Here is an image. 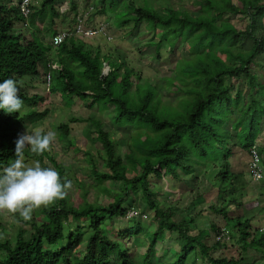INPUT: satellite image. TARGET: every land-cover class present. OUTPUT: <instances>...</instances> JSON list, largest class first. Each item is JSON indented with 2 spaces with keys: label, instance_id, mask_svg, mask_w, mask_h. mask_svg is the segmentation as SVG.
<instances>
[{
  "label": "trees",
  "instance_id": "obj_1",
  "mask_svg": "<svg viewBox=\"0 0 264 264\" xmlns=\"http://www.w3.org/2000/svg\"><path fill=\"white\" fill-rule=\"evenodd\" d=\"M23 1L0 0V83L14 79L23 107H30L26 113L12 114L0 109V170L15 159V142L23 130L52 117L51 105L42 106L50 100L43 95L46 91L58 95L63 107L71 108L80 101L100 112L112 109L115 125L127 130L128 137L116 140L104 122L91 117L86 120L95 137L92 144L101 147L105 168L100 170L93 153L87 152L97 183L94 192L114 195V201L105 205L85 200L76 206L66 195L41 207L43 221L31 217L29 232L20 229L14 242H0V264H188L197 248L208 264H244L245 258L214 256L235 237L230 222L238 237L233 246L243 252L263 247L264 235L252 229L251 220L242 211L241 216L235 214L244 206L249 181L231 164L236 150L250 152L263 130V0H198L196 13L176 9L168 0L164 4L158 0L141 4L93 0L92 9L88 4L84 11L78 10L76 0H37L29 3L27 17ZM66 2L73 15L65 20L69 24L57 30L61 6ZM96 18L102 20L89 25ZM78 19L107 40L108 20L119 29L129 27V36L147 29L152 34L148 45L155 48L157 59L162 48L168 47L173 55L187 46L186 56L176 58L174 77L166 79L170 86L176 84L182 95L173 103H163L156 85L131 68L119 52L103 53L99 46L88 45L89 40L73 33L56 47L41 38L43 34L53 37L63 29L72 32ZM57 130L61 141H66L70 127L58 123ZM123 145L126 151L121 149ZM263 152L259 148L261 156ZM44 158L53 164L62 183L71 181L65 176V167L47 151L37 155L42 167H50ZM152 180L177 182L181 188H189L191 196L197 191L195 200L199 202L208 194L201 191L202 183H209L208 190L214 195L209 210L217 216L211 224L218 238L214 245L205 243L207 230H198L196 235L190 232L195 222L192 213L177 221L178 209L160 205ZM107 182L118 183L121 191H112ZM80 185L87 194L86 186ZM138 197L149 213L154 212L158 223L155 231L144 234L147 250L143 254L133 253L129 245L143 233L141 218L130 219L132 227L126 230L110 232L107 227L114 219L127 218ZM166 233L171 237L176 233L180 245L178 252H171V262L165 258L166 252L160 255L158 249ZM223 233H227L225 238Z\"/></svg>",
  "mask_w": 264,
  "mask_h": 264
},
{
  "label": "rangeland",
  "instance_id": "obj_2",
  "mask_svg": "<svg viewBox=\"0 0 264 264\" xmlns=\"http://www.w3.org/2000/svg\"><path fill=\"white\" fill-rule=\"evenodd\" d=\"M88 1V2H87ZM138 4H141L143 0H133ZM198 0H168L169 5L173 6L176 9H189L190 11H194L195 13L199 10V7L196 6ZM78 4V10H85L88 7V4H92L93 0H76ZM159 4H164V0H158ZM155 3L156 7L159 8L160 5ZM92 6V5H91ZM70 5L69 3H64L61 6V16L57 20V30L61 28L64 24H69V22L65 20H71L72 12L69 11ZM102 20V18H96L94 22L89 23V25H96L98 20ZM233 23H237L235 20H232ZM109 24V31L107 37L113 38V40L108 41L103 36H98L95 40H89L87 43L88 45H93V47L99 46L103 53L108 51H115L119 52L120 55L125 58L124 60L127 64L135 69L138 73L142 74V77L148 80L150 83L156 85L157 90L160 92V96L162 97V101L165 104L173 103L177 98H179L182 94L176 91V84L169 85L167 82V78H173L175 69L174 64L176 63V58L181 57L183 54L186 56L187 46H183L182 49L177 50L175 53L171 55L169 53V48L165 47L160 50V59L156 58V51L153 46H149V41L152 38V34L148 32L147 29L141 30L135 36L126 35V32L130 31L129 27L125 28H117L114 24L113 20H108L106 22ZM46 25V24H45ZM39 26H43L39 24ZM26 36L29 37L28 31H26ZM47 34L41 35V38L44 40L46 44L51 42V36L45 37ZM262 59V57H261ZM258 68V67H257ZM134 78V77H133ZM135 80V78H134ZM26 81V86H28ZM169 85V86H168ZM181 88V87H180ZM43 95L50 97V100L42 106L46 108L51 105L52 110V117H48L43 121H39L31 126H27L22 134L25 132L34 133L40 132L41 134H47V132L52 131L56 134V139L50 145V149L47 151L50 153L52 158H55L57 162L65 167V176L69 177L72 181V188L67 190V195L70 197L71 202H73L76 206L82 205L85 200L93 203L98 200L99 203H103L105 205L112 203L114 195L112 197H108L107 194L100 192H94L96 189L94 186L97 185L94 176L92 175V162L90 161V155L87 152H91L94 155V160L97 163V167L100 170H104L105 168L102 164L101 159V147L99 144H92L95 137L90 132V126L86 123L90 117L98 119L104 122V126L114 132L113 137L116 140L126 139L128 137V131L119 129L115 122L113 121L114 112L112 109L106 110L104 112L98 111L96 108H89L83 105L80 101L76 102L75 105L71 108L63 107L64 102L58 95H49L43 93ZM54 105V107L52 106ZM30 107L26 106L21 109L23 113H26ZM51 113V114H52ZM72 118L78 119V121L73 122ZM58 123H66L70 127L69 136L66 141H61L58 137L60 133L57 130ZM120 145H122L120 143ZM123 151H126L125 145L121 148ZM238 152V150H236ZM242 154L243 152H239ZM25 163L29 166L34 165L37 161V155L31 153V151L26 148L25 149ZM239 162L243 163L246 162V156L239 155ZM242 161H241V160ZM44 162L53 168V164L49 162V160L44 158ZM247 163V162H246ZM54 169V168H53ZM244 173V172H243ZM249 173V171H248ZM247 170L245 172V178L247 179L248 175ZM248 181V180H247ZM258 181H249L248 186L245 188V196L243 197L242 201L247 204L244 207L243 213L246 217H250L251 215H255L256 212L254 208L257 206L256 201H248L251 197L247 196V194L251 195L252 197L255 196L252 193H256V190L253 188L259 187V185H263L264 182ZM80 183L87 188V194H85L84 187H81ZM151 187L154 191L157 192V199L160 201V205L172 206L177 210V215L175 219L178 221L182 218V215H189V213L193 214L195 219L194 224L190 228V232L193 235L198 233V230H207L208 236L205 238V243L207 246H212L215 244V231L211 229L212 222H216L217 216L209 210V206L214 201V195L209 191V183L204 181L202 183V190L203 192H207V195H204L203 200L204 202H199L195 200L197 194L196 193L191 196L189 194V188L180 187V184L177 182H164V181H155L152 180ZM177 183V184H176ZM258 183V184H253ZM108 188L112 191L120 190L121 187L116 182H107L105 184ZM159 185L157 189L156 186ZM182 185V184H181ZM255 185V186H253ZM193 201L198 203L197 205L192 204ZM192 204V206H191ZM48 206V205H47ZM134 208H137L142 211L144 214H147V218H143L140 220L142 231L141 235L136 236L134 239L130 240V247L133 253H140L143 254L147 250V243L145 241L144 234L147 232H153L157 228V222L155 218H153L154 212L149 213V209L146 208L144 202L141 198L138 197V201L135 202L133 205ZM45 206H42V209ZM186 207L189 208L188 211H185ZM41 208V207H40ZM40 208L36 209L32 213V217H36L38 221H43L44 217L42 214H39ZM191 208V209H190ZM41 209V210H42ZM258 211V210H257ZM197 212H201V215H197ZM41 213V212H40ZM239 212L235 214L238 215ZM29 221V220H28ZM28 221H24L19 214H10L7 212H0V242L4 241H11L14 242L16 240V235L18 234L20 229H25L26 232L31 230V226L28 224ZM138 220H135L137 222ZM132 220L127 218H118L114 219L112 222L108 224V230L110 232L126 230L128 227H132ZM219 223L222 224L221 217L219 219ZM233 222H230L229 228L232 232L230 243L226 244L227 248H219L214 253L215 257L220 258H229V259H241L245 258L246 261L244 264H264V260L261 258V254H259L255 250L248 249L246 252H243L232 244L235 243L236 233L233 232ZM172 237L169 236V233H166V239L158 244L159 254L162 255L164 252L165 258L171 262L172 254L171 252H178L180 250L179 242L176 240V233H172ZM114 237L113 235H111ZM217 237V235H216ZM255 248H260L259 246H254ZM263 249H259L258 251L261 252ZM170 251V253H167ZM201 252L197 248L196 251L190 255L188 264H208L204 259L201 257ZM1 258V257H0ZM261 261H259V260Z\"/></svg>",
  "mask_w": 264,
  "mask_h": 264
},
{
  "label": "clouds",
  "instance_id": "obj_3",
  "mask_svg": "<svg viewBox=\"0 0 264 264\" xmlns=\"http://www.w3.org/2000/svg\"><path fill=\"white\" fill-rule=\"evenodd\" d=\"M28 1L32 4L37 3V0H34V3L33 0ZM28 10L27 15L29 16V7ZM27 15L25 16L27 17ZM75 27L76 23L72 27V32L63 29V32L51 37L50 44L55 47L59 46L54 45L53 38L62 33L67 34L64 41L71 33L75 34L77 38L91 41L97 37L87 38L79 36L76 34ZM23 106L24 102L19 96V88L16 81L7 79L0 83V109H3L7 114H12L19 113ZM55 139L56 134L52 131L47 132V134H41L40 132L30 134L27 131L18 137L15 142V159L7 167L0 170V212H7L13 215L18 213L24 221H28L31 219L34 210L66 197L67 190L72 188L70 180H65L62 183L60 175L55 169L42 167L39 161H36L32 166L25 163L24 150L26 148L33 154L42 155L50 149V145ZM142 215L147 217V214L141 211V215L137 218L143 220ZM127 219H132V217L129 218L127 215ZM226 234L223 233L224 238Z\"/></svg>",
  "mask_w": 264,
  "mask_h": 264
},
{
  "label": "crops",
  "instance_id": "obj_4",
  "mask_svg": "<svg viewBox=\"0 0 264 264\" xmlns=\"http://www.w3.org/2000/svg\"><path fill=\"white\" fill-rule=\"evenodd\" d=\"M263 3H264V0H263ZM261 72H264V71L262 70ZM262 129H263L262 133H260L256 145H258L259 148L264 149V119H263V127H262ZM239 152H242V151L238 150V152L234 155V158L231 160V164H232V166H233L235 171L244 172V174H245V172L247 170V173H248V171H249V161H250V152H243L242 154H240ZM238 154L242 155V156H246V162L247 163L245 161H243V163L239 162L238 161L239 160ZM262 162L264 164V152H263V155H262ZM246 176H247V180L251 181L249 173ZM262 182H264V180ZM253 184H258V183H253ZM253 186H255V185H253ZM253 189L256 190V193H252L255 196L252 197L251 195L247 194V196H250L251 199L247 200L246 202H248V201H251V202L256 201L257 202V206L254 208L256 214L255 215H251L250 217H246V218L251 220L250 223H251L252 229L258 230L259 234L264 235V231H263V229H264V184L263 185H259V187H255ZM246 206H247V204L244 203L243 208L240 211H238L239 212L238 214L240 216L242 215L241 211L243 212L244 207H246ZM231 213H230V216H231ZM243 215H245V214L243 213ZM224 228H226V227H224ZM224 230H225V232H228L226 229H224ZM217 239L218 238L216 237V240ZM259 249H263V250H261V252L255 250V249H250V250L257 251L259 254H261V258L264 260V252H263L264 251V246L260 247ZM259 261H261V260H259Z\"/></svg>",
  "mask_w": 264,
  "mask_h": 264
},
{
  "label": "built area",
  "instance_id": "obj_5",
  "mask_svg": "<svg viewBox=\"0 0 264 264\" xmlns=\"http://www.w3.org/2000/svg\"><path fill=\"white\" fill-rule=\"evenodd\" d=\"M28 5H29V1L25 0L22 6V11L25 15H27L29 12ZM90 9H92V7ZM83 22L84 21L82 19L77 20L76 27H75L77 35L82 36V37H87V38H92L98 35V32L92 31L90 29H86L83 25ZM66 36H67L66 33H62V34L55 36L53 38L54 45H60L64 41ZM108 40H111V39L108 38ZM249 174H250L251 180L254 182L264 180V164L262 162V156L259 153L258 145H254L252 149L250 150ZM140 215H141V211H139L138 209H133L129 212L128 217L134 218ZM142 217L147 218L146 215H142Z\"/></svg>",
  "mask_w": 264,
  "mask_h": 264
}]
</instances>
